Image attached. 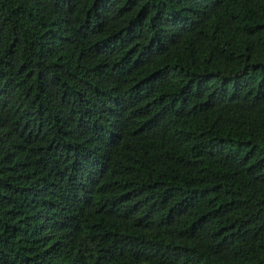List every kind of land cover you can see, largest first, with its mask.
<instances>
[{
	"label": "trees",
	"instance_id": "obj_1",
	"mask_svg": "<svg viewBox=\"0 0 264 264\" xmlns=\"http://www.w3.org/2000/svg\"><path fill=\"white\" fill-rule=\"evenodd\" d=\"M0 264H264V0H0Z\"/></svg>",
	"mask_w": 264,
	"mask_h": 264
}]
</instances>
